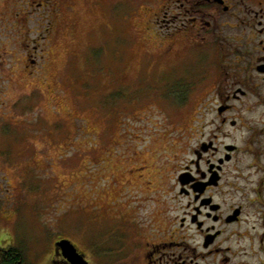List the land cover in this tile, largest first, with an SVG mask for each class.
I'll return each mask as SVG.
<instances>
[{
    "label": "rangeland",
    "instance_id": "374dc122",
    "mask_svg": "<svg viewBox=\"0 0 264 264\" xmlns=\"http://www.w3.org/2000/svg\"><path fill=\"white\" fill-rule=\"evenodd\" d=\"M165 8L166 0H0V176L11 183L0 243L32 264L63 259L61 239L90 264H149L175 224L168 216L185 215L176 178L209 137L213 115L200 112L213 96L198 88L200 49L171 53ZM189 233L197 255L201 237ZM173 251L170 264H180L183 250Z\"/></svg>",
    "mask_w": 264,
    "mask_h": 264
},
{
    "label": "flooded vegetation",
    "instance_id": "af4514ba",
    "mask_svg": "<svg viewBox=\"0 0 264 264\" xmlns=\"http://www.w3.org/2000/svg\"><path fill=\"white\" fill-rule=\"evenodd\" d=\"M163 11L171 53L176 47L201 51L205 75L198 88L213 97L200 113L213 118L209 137L198 140L194 159L176 178L186 213L177 231L178 218L168 216L175 224L166 225L168 238L152 245L148 263H173L178 248L180 264H203L207 257L209 264H264V0H166ZM10 185L0 176V222L9 212ZM153 221L151 215L146 224ZM191 227L201 237L197 255ZM235 239L238 254L232 253Z\"/></svg>",
    "mask_w": 264,
    "mask_h": 264
},
{
    "label": "water",
    "instance_id": "95a60500",
    "mask_svg": "<svg viewBox=\"0 0 264 264\" xmlns=\"http://www.w3.org/2000/svg\"><path fill=\"white\" fill-rule=\"evenodd\" d=\"M56 250L69 264H90L89 259L75 246L70 239H62L56 243Z\"/></svg>",
    "mask_w": 264,
    "mask_h": 264
},
{
    "label": "trees",
    "instance_id": "16d2710c",
    "mask_svg": "<svg viewBox=\"0 0 264 264\" xmlns=\"http://www.w3.org/2000/svg\"><path fill=\"white\" fill-rule=\"evenodd\" d=\"M55 257L53 260L56 264L58 262L59 264H65L66 261ZM57 260V261H56ZM0 264H32V262L27 261L25 257V253L22 252L18 247L13 248H0Z\"/></svg>",
    "mask_w": 264,
    "mask_h": 264
}]
</instances>
